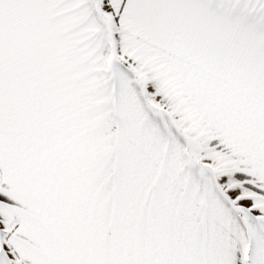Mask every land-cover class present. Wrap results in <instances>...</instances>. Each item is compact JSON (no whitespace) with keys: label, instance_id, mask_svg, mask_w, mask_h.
Segmentation results:
<instances>
[{"label":"snow or ice","instance_id":"6c2138e0","mask_svg":"<svg viewBox=\"0 0 264 264\" xmlns=\"http://www.w3.org/2000/svg\"><path fill=\"white\" fill-rule=\"evenodd\" d=\"M0 264H264V0H0Z\"/></svg>","mask_w":264,"mask_h":264}]
</instances>
